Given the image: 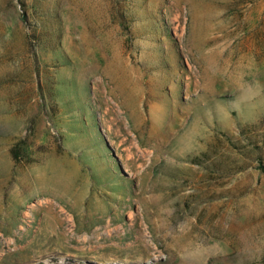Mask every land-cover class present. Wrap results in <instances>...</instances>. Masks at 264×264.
Segmentation results:
<instances>
[{"label":"rangeland","instance_id":"obj_1","mask_svg":"<svg viewBox=\"0 0 264 264\" xmlns=\"http://www.w3.org/2000/svg\"><path fill=\"white\" fill-rule=\"evenodd\" d=\"M264 0H0V264H264Z\"/></svg>","mask_w":264,"mask_h":264},{"label":"trees","instance_id":"obj_2","mask_svg":"<svg viewBox=\"0 0 264 264\" xmlns=\"http://www.w3.org/2000/svg\"><path fill=\"white\" fill-rule=\"evenodd\" d=\"M259 169H261L262 172H264V165H262L261 167H259Z\"/></svg>","mask_w":264,"mask_h":264}]
</instances>
